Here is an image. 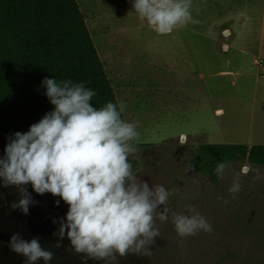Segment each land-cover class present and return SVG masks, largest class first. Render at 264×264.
<instances>
[{
	"label": "rangeland",
	"instance_id": "1",
	"mask_svg": "<svg viewBox=\"0 0 264 264\" xmlns=\"http://www.w3.org/2000/svg\"><path fill=\"white\" fill-rule=\"evenodd\" d=\"M77 3L114 97L127 105L124 120L139 122L133 170L150 186L179 188L172 211L190 215L195 206L214 229L182 238L170 214L156 221L150 256L117 254L114 264H264V169L245 175L248 162L230 164L216 184L188 170L206 143L264 145V0H192L197 22L166 35L139 17L133 0ZM7 144L0 136V157ZM237 175L242 189L233 195ZM25 187L34 201L27 214L12 207L20 193L0 178V264H26L10 248L14 234L37 238L53 253L47 264H107L76 253L66 233L60 238L69 206L59 196Z\"/></svg>",
	"mask_w": 264,
	"mask_h": 264
},
{
	"label": "clouds",
	"instance_id": "2",
	"mask_svg": "<svg viewBox=\"0 0 264 264\" xmlns=\"http://www.w3.org/2000/svg\"><path fill=\"white\" fill-rule=\"evenodd\" d=\"M191 3L133 0V8L157 34L166 35L178 26L197 22L190 12ZM42 84L54 110L26 133L16 132L0 157L3 186H15L21 196L13 208L28 213L34 203L25 187L29 183L37 194L59 196L69 206L60 221V238L66 233L76 253L107 264H114L117 254L150 256L154 238L160 237L156 221L167 222L170 214L182 238L214 231L195 206L188 207L190 215L172 211L169 200L180 194L179 188L150 186L133 170L129 157L137 154L141 134L138 121L121 118L127 107L123 101L97 108L91 103L96 92L84 83L45 77ZM229 167L227 160L217 162V178L224 179ZM258 171L251 165L243 169L245 175ZM241 189L237 175L228 191L235 195ZM10 248L26 257V264L41 258L47 264L53 259V253L42 248L37 238L29 242L14 234Z\"/></svg>",
	"mask_w": 264,
	"mask_h": 264
},
{
	"label": "trees",
	"instance_id": "3",
	"mask_svg": "<svg viewBox=\"0 0 264 264\" xmlns=\"http://www.w3.org/2000/svg\"><path fill=\"white\" fill-rule=\"evenodd\" d=\"M90 35L77 0H0V136L8 143L54 110L45 77L84 83L96 92L94 107L118 103ZM224 160L264 169V145L206 143L191 171L216 184Z\"/></svg>",
	"mask_w": 264,
	"mask_h": 264
},
{
	"label": "built area",
	"instance_id": "4",
	"mask_svg": "<svg viewBox=\"0 0 264 264\" xmlns=\"http://www.w3.org/2000/svg\"><path fill=\"white\" fill-rule=\"evenodd\" d=\"M256 65H261V63L259 61H256Z\"/></svg>",
	"mask_w": 264,
	"mask_h": 264
}]
</instances>
